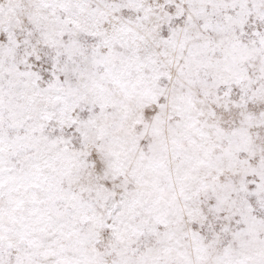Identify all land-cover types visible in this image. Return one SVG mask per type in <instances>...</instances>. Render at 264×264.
I'll return each instance as SVG.
<instances>
[{
  "label": "snow or ice",
  "instance_id": "obj_1",
  "mask_svg": "<svg viewBox=\"0 0 264 264\" xmlns=\"http://www.w3.org/2000/svg\"><path fill=\"white\" fill-rule=\"evenodd\" d=\"M0 264H264V0H0Z\"/></svg>",
  "mask_w": 264,
  "mask_h": 264
}]
</instances>
